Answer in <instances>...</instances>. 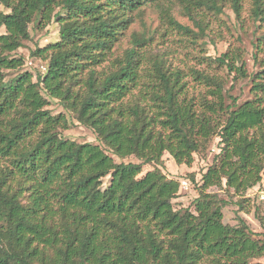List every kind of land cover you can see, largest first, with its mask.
Returning a JSON list of instances; mask_svg holds the SVG:
<instances>
[{
    "label": "trees",
    "instance_id": "16d2710c",
    "mask_svg": "<svg viewBox=\"0 0 264 264\" xmlns=\"http://www.w3.org/2000/svg\"><path fill=\"white\" fill-rule=\"evenodd\" d=\"M173 1L0 0V264H264L255 260L264 239L242 216L224 223L226 202L207 191L232 189L248 212L243 196L264 179V64L252 74L253 97L225 104L220 71L243 77L241 51L213 58L198 43L217 36L210 23L228 4L237 19L245 8L242 22L262 25L264 0H177L196 30L173 18ZM145 6L175 37L176 60L154 50L151 37L133 34L120 46ZM34 20L58 25V39L31 52L45 69L35 80L26 70L5 80L4 71L23 65L12 53ZM254 47L257 58L262 43ZM42 90L113 155L139 162L63 138L67 116L51 113ZM213 136L219 152L197 196L174 208L180 183L158 167L163 153L190 166ZM144 164L155 167L142 173Z\"/></svg>",
    "mask_w": 264,
    "mask_h": 264
},
{
    "label": "rangeland",
    "instance_id": "374dc122",
    "mask_svg": "<svg viewBox=\"0 0 264 264\" xmlns=\"http://www.w3.org/2000/svg\"><path fill=\"white\" fill-rule=\"evenodd\" d=\"M171 6L170 14L175 20L182 24L189 25L196 30L193 23L184 14L181 2L174 0ZM244 7H246V5H244ZM3 10L7 11L5 8ZM246 12V9L243 8L240 19H237L235 13L228 4V6L223 7V12L218 13L217 18L219 19H213L210 23L211 25L213 24L214 30L217 31V36H213V34L209 32L210 37L207 38L204 36L198 38V43H202L200 47L205 49V54L213 58L221 55L231 47H238L241 51V58L246 69V74L243 77L234 79L232 77L234 73H227L225 68H222L220 71L221 76L227 75L224 84L225 104L235 102V105H237L253 97L250 91L252 74L261 69L264 64V22L260 25L259 21L251 17L243 18L242 22V17L246 15ZM161 21V18L156 14L154 9L149 6H145L134 12L133 21L129 25L120 46L122 48L129 46V40L132 38L133 34L142 35L145 38L151 37V46L154 50L163 53L164 56H169L170 54L173 60H176L180 47L177 41L174 40L175 37L163 28ZM3 31L4 29L1 27L0 32ZM28 31L29 38L24 40L23 45L12 53L13 56H21L23 58V65L18 70L4 71L5 80H8L10 77L23 70L31 72L33 74V80H35V76L45 69V63L35 56H32L31 52L35 46L42 47L57 40L58 25L52 20L46 26L41 27L34 20L29 24ZM213 39H215L214 42ZM256 41L262 43V49L257 55V58L254 57L256 51L254 42ZM198 49L199 47L197 50ZM184 51L185 52L182 54L189 53V51H193V49L190 47L186 48ZM236 63L239 64L240 62L236 61ZM42 93L48 100L47 108L52 114L63 112L67 116L69 121L68 128L59 129L60 135L63 138L72 139L76 142H91L103 146L91 128L78 123L66 110H64L57 99L47 96L43 90ZM103 147L116 162H139L132 155L125 158H118L105 146ZM219 147L218 136H213L207 144L206 149L200 153L194 154V160L190 166L177 164L168 152L163 153L162 165L158 167L168 177L176 179L180 183L178 195L172 200L174 208L178 209L180 207L189 206L192 200L197 196V186L200 184L201 174L212 163L214 155L219 152ZM153 167H155L153 164H144L142 166V173ZM190 175H192L193 179H191ZM108 179L109 176L102 179V188L106 187ZM207 191L217 193V195L226 202L222 208L224 223L234 224L236 222V216H242L249 229L255 234V237L264 239V179L261 183L249 188L246 195L243 196V198L246 197L248 199V212L239 210L236 201H240L242 198L241 196L234 195L232 189L210 187ZM255 260L264 263V257Z\"/></svg>",
    "mask_w": 264,
    "mask_h": 264
}]
</instances>
